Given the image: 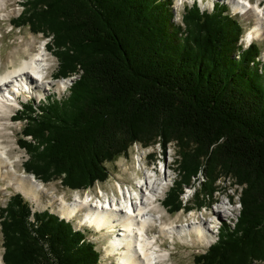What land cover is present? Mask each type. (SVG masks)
<instances>
[{"label": "trees", "instance_id": "16d2710c", "mask_svg": "<svg viewBox=\"0 0 264 264\" xmlns=\"http://www.w3.org/2000/svg\"><path fill=\"white\" fill-rule=\"evenodd\" d=\"M172 1L26 0L12 23L51 37L57 77L81 74L65 100L25 103L15 115L25 122L24 168L44 182L87 189L109 178L107 163L135 144L161 142L166 152L175 143L181 179L165 207L190 210L182 195L200 174L198 208L232 188L220 187L222 180H232L240 200L237 220L221 222L219 239L194 264H264L261 48L238 45L243 26L225 7L188 9L185 29L173 20ZM0 217L6 264H100L94 242L71 221L33 212L21 193Z\"/></svg>", "mask_w": 264, "mask_h": 264}, {"label": "bare ground", "instance_id": "6f19581e", "mask_svg": "<svg viewBox=\"0 0 264 264\" xmlns=\"http://www.w3.org/2000/svg\"><path fill=\"white\" fill-rule=\"evenodd\" d=\"M16 1L17 3L14 4ZM23 2V0H14L13 11L24 12L25 5ZM196 2L202 11L212 12L217 1H174L175 9L173 13L177 24L185 28V8L186 6H193ZM260 3L253 0H231L234 12L254 20L252 28L246 35L241 37L240 45L244 49L249 47L251 38L256 36L258 38L264 37V8L261 7ZM3 5L5 6L4 0H0V11L3 9ZM1 17L2 13H0ZM11 27L13 28L14 26L12 25ZM1 50L2 47L0 46V175L5 179L7 178L8 184L12 185L17 191L38 201L42 192H46L45 185L36 179L34 174L30 175L18 170L15 162L19 156L11 155V151L13 153V148L15 147L13 138L5 136H7L10 129L8 128L11 123L10 112L20 104V97L27 98L43 86L48 88L49 85L54 84V82L46 81L44 74L42 75L45 64H49L51 60H49L46 48L42 45L33 53L31 52L29 57L22 58L17 65L12 60V67L2 72L3 58L1 57ZM261 54L264 56L263 51ZM260 68L264 71L263 62ZM70 81L71 84L75 81L73 76ZM55 84L60 91H64L65 87L68 86V79L57 80ZM153 171V169H147L144 175L141 176L136 170L137 180L135 179L136 183L135 185L132 184L131 187L124 188L119 183L117 188L121 195L120 198L113 194L111 196L104 195L102 198L98 197V199H94L95 197L91 195V197L88 196L83 199L77 194L70 202L60 198L59 209L63 216L70 218L81 214L84 217L83 223L90 226V228L94 227L100 233H109L108 235L110 236L112 232L109 244L106 246V252L108 256L114 254L117 264H167L166 260L170 257L171 252L163 245L161 236L170 237L174 240L178 238L194 244L199 241L206 244L211 242L212 221L209 223L204 219L185 224L183 222L179 223V215H177L169 223L160 222V233L151 234L149 232L150 228L154 227L164 217L163 208L158 203L157 198L161 195V190L164 191L167 188V184L170 181L168 179L170 175L166 172L165 176L159 179L153 176ZM49 203L53 204L54 201H49ZM227 204L226 202L225 205ZM223 215L222 210L215 209L213 211L214 217L222 218ZM80 225L77 223V225L74 224L73 226H75L76 230H81ZM0 264H4L1 256Z\"/></svg>", "mask_w": 264, "mask_h": 264}, {"label": "rangeland", "instance_id": "374dc122", "mask_svg": "<svg viewBox=\"0 0 264 264\" xmlns=\"http://www.w3.org/2000/svg\"><path fill=\"white\" fill-rule=\"evenodd\" d=\"M12 1V4H11ZM23 4L26 5V0H23ZM174 1H172V10H174ZM217 2H223L227 4V6L231 9L224 6L227 9V12L230 13L235 19L239 20V22L243 26V34L242 36L246 35V33L252 28L251 26L254 25V20L249 19L247 16L239 14L238 12H234L233 7L231 5V0H214ZM254 2L258 1L261 2V7L264 8V0H253ZM10 3V4H9ZM14 0H4L3 9H1L0 13H2V17L0 18V33L2 37L0 38V42L2 45L1 50V57L3 58V63L1 67V71H5L9 67H12L11 61H14V64H18V62L22 58L29 57L31 52L33 53L42 45L47 49L48 57H49V67H46L47 75L45 77L46 81L54 82L53 85L43 86L42 88L38 89L36 93L33 95L25 98L23 96L20 97V104H18L15 108H13L10 112L11 116V123L10 128L7 136L5 137H12L14 142L13 153L11 151V155H18L16 163V167L20 172H25L27 174L32 175V172H26L24 168V163L30 158V153L27 149H24L19 146L18 140L22 137V129L25 125V122L22 120H15V115L19 114L18 109L24 108L25 103H30L36 101V105L39 103H48V98L57 99V100H65L69 94L71 85L80 77V72L71 73L69 76L70 78L73 76V83L71 84L70 78L67 77H57V69L59 67V57L56 55V51H52L48 46L52 44L51 37L45 36L41 32H34L28 25H24L21 27H11V20L21 15L16 11H13L12 5L16 4L17 1L14 3ZM223 4V5H225ZM7 5V6H6ZM5 7V9H4ZM25 8V6H24ZM25 10V9H24ZM201 10V9H200ZM10 11V12H9ZM13 11V12H12ZM174 12V11H173ZM18 13V14H17ZM12 14V15H11ZM16 15V16H15ZM175 21V19H173ZM241 36V37H242ZM241 37L239 39L238 45L241 43ZM15 40V41H13ZM256 40V46L260 49L261 53L264 52V37L258 38L257 36L254 37ZM41 45V46H40ZM26 49V50H25ZM258 54V58L256 59V64L259 63L260 67L262 62L264 63V56L263 54ZM68 79V88L67 90L60 91L57 86L56 82L60 79ZM41 98L42 101H38ZM24 138V137H23ZM28 140H32L30 136L25 137ZM163 145L160 142H157L153 145L149 146H141L140 144H135L133 147L130 148L128 154L119 157L115 162H108L107 167L110 170V176L105 181H97L93 186L87 189H71L63 186L60 179H53L48 182H44L39 177H36L40 182L43 183L46 187V192H42L38 201L34 200L32 197L25 196L22 192L17 191L12 185L8 184V179L3 178L0 175V209L5 206L10 199V197L16 193H21L26 200H28L31 204L32 210L37 212H45L49 211L52 214H59L60 218L63 217L60 209H59V202L60 198H64L66 201L70 202L74 199V197L79 194L83 199L87 198L88 196L95 197L94 199H98V197H103L104 195H115L116 187L119 183L123 185L124 188L131 187L132 184L135 185L136 183V174L135 171L137 170L139 175L143 176L144 173L150 169L155 168L157 165L158 168L161 169L158 172V178L162 179L165 176V172L170 175L167 178L170 180L167 184V188L163 191L161 190L160 194V201L161 207L163 208L164 217L158 223L150 228V233H160V224L161 223H169L170 220L177 215H179V223L183 222L185 224L195 222L198 220H207L209 223L213 221V211L222 210V218H219V221H226L230 223H234L237 220V216L240 212V200L238 196V190L236 185H232V180L229 182H225L224 180L219 181L217 184L223 188L227 186H231L232 188L228 192H219L214 196V200H217V203H214L211 206L200 207L197 206V201L201 200V196L199 199L194 196L195 191L197 190L198 195L205 192L203 187L201 186L206 178L204 174H200L201 183L197 180L194 181L193 185H188L184 189V193L182 195V199L185 205L191 206V211L182 208L180 211L173 212L169 208L165 207V199L167 196L168 191L175 185V180H180L179 170H178V162H177V148L175 143H169L167 146L166 152L163 150ZM27 150V151H26ZM139 157V158H138ZM140 159H142L140 161ZM140 161V162H139ZM143 161V162H142ZM18 162V163H17ZM140 164H145L143 168L140 170ZM146 166V167H145ZM154 173V171L152 172ZM154 175V174H153ZM163 176V177H162ZM162 177V178H161ZM136 179V180H135ZM119 193V197H120ZM54 199V200H53ZM57 200V201H56ZM49 201H54L53 204H50ZM232 201L234 202L233 207L230 205H225V203ZM225 206V207H224ZM226 208V210H224ZM233 209V210H232ZM75 216V217H74ZM73 217H67L68 220L72 221L75 225L77 223L82 224L81 232L85 234V239L88 241L94 242L98 251H100L101 261L99 260L100 264H117L116 257L114 255L108 256L106 252V246L109 244L110 237L107 233H100L95 230L94 227L88 226L84 224L83 220L84 217L81 214L74 215ZM213 217V218H212ZM161 222V223H160ZM212 228V227H211ZM75 229V228H74ZM219 230V229H218ZM159 231V232H158ZM219 231L213 232L210 235L211 244L214 243L219 239ZM162 237L163 245L171 252L170 257L166 260L167 264H194V256L199 253H203L206 249L210 246L209 243H203L199 241L198 243H192L188 241H182L178 238L175 240L168 237ZM3 233L1 229V217H0V256L3 259V254L5 251L4 244H3ZM103 259V260H102ZM169 260V261H168ZM4 262V260H3ZM102 262V263H101ZM4 264H6L4 262ZM262 264V263H258Z\"/></svg>", "mask_w": 264, "mask_h": 264}, {"label": "built area", "instance_id": "2783aa9c", "mask_svg": "<svg viewBox=\"0 0 264 264\" xmlns=\"http://www.w3.org/2000/svg\"><path fill=\"white\" fill-rule=\"evenodd\" d=\"M2 37V34L0 33V38ZM13 41H15V40H13ZM33 212H34V210H33ZM32 219H34L33 217H32Z\"/></svg>", "mask_w": 264, "mask_h": 264}]
</instances>
